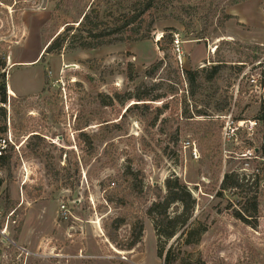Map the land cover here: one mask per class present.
I'll list each match as a JSON object with an SVG mask.
<instances>
[{
    "label": "rangeland",
    "instance_id": "obj_1",
    "mask_svg": "<svg viewBox=\"0 0 264 264\" xmlns=\"http://www.w3.org/2000/svg\"><path fill=\"white\" fill-rule=\"evenodd\" d=\"M0 2L5 22H10L9 6L26 33L12 48L13 61L36 59L57 34L76 29L93 7L114 6L112 0ZM214 4L235 18L216 33L210 28L202 40L169 16L156 22L150 40L95 48L66 44L61 53L41 59L43 50L37 61L13 68L9 83L19 96L14 125L23 147L10 167L5 165L0 186V229L8 224L0 237V264H164L149 218L140 247L131 251L118 249L103 229V220L118 210L106 202L101 182L119 176L129 163L143 172L148 185L163 188L166 178L176 175L190 187L196 205L178 241L182 254L206 264H264V179L256 184L264 177V123L256 118L264 106V0ZM206 8L194 16L191 30L217 22ZM111 26L105 30L108 37L124 33ZM167 28L175 30L179 50L175 42L172 47L161 40ZM219 59L225 62L220 73L210 81L199 77L202 84L191 92L184 71H211ZM159 61L160 68L149 76L147 70ZM115 94L132 98L122 102ZM225 98L228 107L219 111ZM143 103L146 116L139 117L141 108L127 111ZM185 108L195 117L185 118ZM199 110L204 114L197 115ZM81 131L93 136L92 148L79 140ZM231 172L259 195L258 212L243 210L249 222L234 216L239 204L232 192L218 194ZM147 196L154 200L151 193ZM9 201L14 203L10 215ZM128 229L124 226L121 233ZM180 234L167 248L177 244Z\"/></svg>",
    "mask_w": 264,
    "mask_h": 264
},
{
    "label": "trees",
    "instance_id": "obj_2",
    "mask_svg": "<svg viewBox=\"0 0 264 264\" xmlns=\"http://www.w3.org/2000/svg\"><path fill=\"white\" fill-rule=\"evenodd\" d=\"M215 1L218 0H112L114 6L108 5L104 8L99 6L93 7L84 14L76 29L68 27L63 32L57 34L46 46L45 53L41 59L49 52L56 51L61 53L66 44L79 43L82 48H95L116 41L150 40L156 22L164 20L169 16L179 21L187 33L197 31L193 35L199 40L205 39L210 28L216 33L219 29L224 28L227 20L235 18L234 15L226 13L223 7L219 9L218 5L214 4ZM242 1L244 0H222L226 4H238ZM203 6H206V9L209 8L213 12V17L217 19V22L214 23L212 21L209 24L205 21L200 30H191L190 24L193 22L194 16L199 13V9ZM213 6L215 8H212ZM156 12L158 15H156ZM110 24L114 25L111 26V28H114L112 31H124V33L120 36L117 35L115 39L108 37L110 34L106 33L105 30L110 27ZM175 33L174 29L167 28L164 30L161 40L173 47ZM222 43H228V41H222ZM221 44L217 46L216 52H219ZM159 47L162 51L167 48L162 43ZM161 64V61L154 63L147 70V74L153 76ZM224 64V60L219 59L211 71H207L205 68L202 70H185L187 82L191 86V92H193L192 87L195 84H199V86L202 84L199 77H205L204 81H210L211 78L220 73ZM114 97L122 102L125 98H132L131 95L124 97L119 94H115ZM228 104L229 101L225 98L220 100L217 108L219 111H223L228 107ZM142 105L143 107H140V104H135L133 107H129L127 111L141 108L139 117L146 116L143 112L148 111L147 105L146 103ZM197 112V115L204 114L200 110ZM160 115L161 110H159V113L154 114L152 126L156 125L159 121ZM184 117L190 119L195 116L185 108ZM256 118L264 123V106L261 107L260 113ZM35 138L39 139L40 137L39 135H35ZM78 138L85 146L93 147L92 135L81 131ZM261 150L264 156V142L262 143ZM11 162L10 158L5 161L9 167ZM77 170L79 172V167H77ZM262 179L264 177L257 179L256 184L259 185ZM144 180L143 172L129 163L124 166L119 176L110 178L108 182L104 180L101 182L106 202L112 204L118 210L116 216L103 220V229L109 241L120 250L131 251L140 247L139 245L143 241L145 232V221L149 218L152 220L158 241L157 254L160 258L164 259V264H206L203 258L191 259L182 254L178 248V241L182 238L196 205V198L193 196L190 187L176 175L167 177L163 188L148 185ZM75 186L72 185V188H75ZM226 191L232 192L238 198L239 208L233 210L234 216L244 222H249L243 210L248 212L250 208L255 212L259 211L260 199L258 193L251 194V191L246 187V183L235 172L226 173L221 181L218 194L222 195ZM147 193H151L154 200L150 201ZM137 201H140V205L136 207ZM6 208L10 211L14 208V203H10L9 201ZM23 222L21 220L16 227V234L14 236L16 240L19 239ZM124 226L129 229L123 235L121 230ZM180 232V236L177 237V244H172L167 248L168 242L174 239ZM0 237L2 236L0 235ZM1 243L3 244L2 240Z\"/></svg>",
    "mask_w": 264,
    "mask_h": 264
},
{
    "label": "built area",
    "instance_id": "obj_3",
    "mask_svg": "<svg viewBox=\"0 0 264 264\" xmlns=\"http://www.w3.org/2000/svg\"><path fill=\"white\" fill-rule=\"evenodd\" d=\"M0 5H3V3L0 2ZM8 10L10 22L6 23L4 12L0 9V186L5 177V161L9 158L11 160L17 158L23 147L14 125L15 109L19 96L10 87L9 81L12 70L17 65L13 61L12 48L14 45L21 44L26 33L21 31L16 24L9 6ZM175 45L177 50H179L180 40L178 37L175 39ZM239 122L242 124L240 126H243V120H239ZM257 124L256 121L250 123L251 131L254 130ZM257 150L259 152V149ZM262 160L264 162V156ZM8 213V215L12 214L11 211ZM3 215L4 213L0 209V221ZM7 225L5 228L0 229L1 236L6 234Z\"/></svg>",
    "mask_w": 264,
    "mask_h": 264
},
{
    "label": "crops",
    "instance_id": "obj_4",
    "mask_svg": "<svg viewBox=\"0 0 264 264\" xmlns=\"http://www.w3.org/2000/svg\"><path fill=\"white\" fill-rule=\"evenodd\" d=\"M45 48H46V46L41 50L40 54L34 60H30V61H15V62L17 64H31V63L37 61L40 58V56L42 55L41 53H42L43 50H45Z\"/></svg>",
    "mask_w": 264,
    "mask_h": 264
}]
</instances>
